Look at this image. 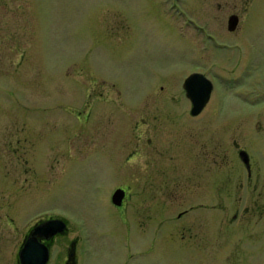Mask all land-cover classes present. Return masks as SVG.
<instances>
[{
  "label": "rangeland",
  "instance_id": "374dc122",
  "mask_svg": "<svg viewBox=\"0 0 264 264\" xmlns=\"http://www.w3.org/2000/svg\"><path fill=\"white\" fill-rule=\"evenodd\" d=\"M248 2L247 25L217 37L203 24L214 11L202 8L205 0H0V264H18L23 232L47 215L67 223L54 238L48 264H63L73 237L76 264H264V212L257 214L264 203V130L249 131L262 118L261 76L252 74L253 82L236 90L240 95L232 90L222 97L217 87L221 100L210 108L218 136L246 130L232 136L250 156L258 189L251 183L226 196L216 191L209 200L191 191L165 194L146 207L140 204L148 195L146 148L139 146L135 161L124 166L122 110L113 105L108 114L105 101L88 97L82 84L91 80L83 73L92 68L105 86L121 89L115 94L103 85L100 97L112 103L121 96L144 98L129 111L142 123L149 82H167L166 95L179 96L183 56H216L219 67H235L240 77L264 72V0ZM212 97L209 105L215 92ZM146 126L129 130L137 134ZM28 145L37 152L29 151L23 170L17 154ZM229 161L216 176L235 186L242 174L235 148ZM121 184L130 195L119 208L111 194ZM200 200L216 208L185 212Z\"/></svg>",
  "mask_w": 264,
  "mask_h": 264
},
{
  "label": "flooded vegetation",
  "instance_id": "af4514ba",
  "mask_svg": "<svg viewBox=\"0 0 264 264\" xmlns=\"http://www.w3.org/2000/svg\"><path fill=\"white\" fill-rule=\"evenodd\" d=\"M177 1L183 5L185 3L187 4V0ZM205 2L207 5H202L204 6L202 8H208L210 12H212V10L214 11L210 14V17L203 18V24L209 27L213 36L223 37L221 35L222 32L225 34L229 33L230 35L233 33L237 34V32H240L241 29L247 25V13L250 10L248 0H205ZM217 10H221V16L217 14ZM227 35H224V37ZM197 40L200 42V39H196V41ZM195 55L196 54L192 55V57ZM197 55L192 60H189V58L185 56H183L181 60V65L179 66L180 80L177 88L179 89L178 97H168L166 95L167 82L166 84H163L162 81H152L148 83L149 111L145 114L146 120L142 119V116H140L142 123H139V120H135L134 112L131 113L129 111L134 110V106L138 104V100L140 99L141 101L144 98L136 97L135 101H131V99H133L132 97L121 96L120 99L123 101L125 100L124 102L120 100V103H112L107 96H99L103 93V85L106 82L98 78L97 72L93 71L91 68L83 73L86 76V80L91 79L90 81H82L84 88L87 89L86 95L88 97H98V100H104L106 103L105 105H107L105 108L109 110L108 114L114 113L112 108L113 105L117 106L118 110H122L123 112V114L120 112L121 114L119 115L122 117L121 126L123 129L120 150L126 148L123 150L128 153L126 161L123 162L124 166H127L133 159L135 161V154L140 152L138 149L141 150L139 146L146 148V151L142 150L148 152V178L146 181V191L148 195L142 197L143 200L141 202L143 203L140 202L144 207L150 205L152 200H164L162 196L164 197L165 194H167V196H169V194H175L176 197H179V195H183L185 191H191L193 195L200 197L202 200H209L215 197L217 192L226 196L231 194L234 187L237 189L240 187H249L251 183L252 190L258 189L257 182L259 177L252 174L250 156L245 146L232 136L234 131L241 136L246 130L236 127L231 130L228 129V132L223 136H218L214 130L216 121L213 118L214 114L210 108L211 105L220 103V95H216V90L219 87H222L221 93L224 94L222 97H226L227 93L232 90L235 91L234 93H238L236 92L238 88L248 87V85L253 82H248V79L254 73L261 76V82H264V72L260 69L256 72L253 71L248 76L240 77L235 67H219L218 62L221 63L222 59L210 55L209 60H205V58H202L204 56ZM186 63H190L191 65L189 70H186ZM88 82L96 86H89ZM106 85L107 86H104L107 87V89L109 87L111 89L110 91L115 94L121 93V89L117 87L116 83L110 82ZM146 88L147 87H144L142 89ZM207 89L208 97L206 101L198 111L192 112L194 103H200L204 100ZM214 92L215 97L209 105ZM121 103L122 106L120 105ZM162 105H166L165 110L161 107ZM262 106H264V104L260 107ZM260 110H262L260 113L262 118H259L255 126L250 128L249 131H254L255 129L264 130V108ZM125 111H128L127 114ZM206 122L209 123L208 126L205 124ZM141 124L147 125L146 127L148 128L137 134L134 133L133 129L129 130L132 126L135 129L139 128ZM144 131H146L145 134ZM7 136L8 135L5 134L3 137ZM126 141H132V143L135 144L130 147L125 143ZM4 146L9 147V145ZM31 147L32 145H28L27 149H25V146L20 147L21 149L19 148L17 156L20 158V169L23 168L24 170V164L28 161L27 156L29 151H33V154L37 152L35 148L36 145H34V149H30ZM233 148H235V155L239 159V162L241 161L240 167L242 170L239 182L237 185L235 184V186L232 182H228L230 178H227V176L219 180H217L216 176L217 167H231L229 156ZM109 149L111 150V148L106 146L105 150H107V152ZM243 150L247 152V162L242 158L241 151ZM174 167L176 171L171 169ZM171 172H173V174L176 173V176L172 177L173 174L171 175ZM127 185L128 184H121L114 188L120 187L124 189L121 203L116 205V207H125L128 202L130 189ZM148 186L151 188L148 189ZM141 196L142 195L139 197ZM202 200L191 204L189 209H185V212L203 208L209 210L216 208L214 203H211L214 204L211 206L210 203H205ZM148 209L151 210L150 207H148ZM238 211L239 210L235 208L232 218L237 217ZM257 211V214L262 216L264 212V203ZM247 212H250V210H247ZM181 213L182 212H179L178 215L180 216ZM56 217L60 216H39L27 226L18 246V264H21L19 261V250L23 247L25 239L31 234L33 227L45 220ZM190 226L191 225H186L187 228ZM66 231L67 228L49 237H45L41 234L37 235L40 241L48 245L49 257L54 238L60 234H64ZM75 244V237L68 239L65 246L66 257L63 264H76V259L74 260ZM48 261L46 264H48Z\"/></svg>",
  "mask_w": 264,
  "mask_h": 264
},
{
  "label": "water",
  "instance_id": "95a60500",
  "mask_svg": "<svg viewBox=\"0 0 264 264\" xmlns=\"http://www.w3.org/2000/svg\"><path fill=\"white\" fill-rule=\"evenodd\" d=\"M208 97L207 93L204 100L200 103H194L192 112L198 111ZM242 158L247 162V153L245 150L241 151ZM124 195L123 188H116L112 193V202L120 204ZM66 226V223L61 218H51L35 225L31 234L25 239L23 247L19 250V261L21 264H46L49 258V248L44 242L40 241L37 235L41 234L45 237L54 235L57 232L62 231Z\"/></svg>",
  "mask_w": 264,
  "mask_h": 264
}]
</instances>
